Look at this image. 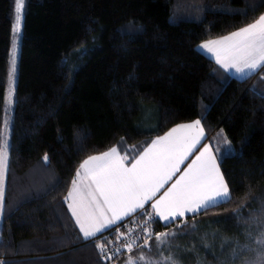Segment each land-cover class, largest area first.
I'll return each instance as SVG.
<instances>
[{
  "label": "trees",
  "instance_id": "16d2710c",
  "mask_svg": "<svg viewBox=\"0 0 264 264\" xmlns=\"http://www.w3.org/2000/svg\"><path fill=\"white\" fill-rule=\"evenodd\" d=\"M15 7L0 0V143ZM262 14L264 0H24L4 264H145L142 255L158 264H264V68L237 78L196 48ZM193 120L230 202L166 225L151 215L149 236L102 260L97 244L109 245L149 211L83 239L65 200L83 160L116 147L128 164L152 137ZM170 231L171 243L157 249L156 235Z\"/></svg>",
  "mask_w": 264,
  "mask_h": 264
},
{
  "label": "snow or ice",
  "instance_id": "6c2138e0",
  "mask_svg": "<svg viewBox=\"0 0 264 264\" xmlns=\"http://www.w3.org/2000/svg\"><path fill=\"white\" fill-rule=\"evenodd\" d=\"M15 2L17 18L14 32H19L24 0ZM200 47L215 52L217 61L226 69L235 68L244 72L245 69L252 71L264 68V15L239 31L205 42ZM12 52L10 75L14 83L15 43ZM181 132L190 134L178 135ZM202 136L201 122L196 120L191 124L178 126L166 136L158 138L131 167L125 166V157L119 156L115 147L100 156L86 159L77 171V178L72 182V190L65 197V200L71 201L68 207L83 238H94L106 227L137 209H143L145 203L152 200L172 178L178 165L187 158ZM7 149L5 142L0 148V212L3 210L4 181L8 172ZM42 159L47 162V154ZM82 179H88L89 183L82 186ZM82 187L87 189L86 194L81 190ZM230 200V192L216 158L211 149L205 146L180 178L151 206L159 216L169 221L170 218L183 216L186 211L196 212ZM235 214L239 215V209ZM168 235L170 233H160L156 239L165 243ZM261 235L264 236V233ZM258 243L264 245V239H260ZM97 247L103 252L106 246L98 243ZM125 247L131 249L132 245L129 243ZM166 259L171 264H176L172 257ZM0 264L4 262L0 261Z\"/></svg>",
  "mask_w": 264,
  "mask_h": 264
},
{
  "label": "rangeland",
  "instance_id": "374dc122",
  "mask_svg": "<svg viewBox=\"0 0 264 264\" xmlns=\"http://www.w3.org/2000/svg\"><path fill=\"white\" fill-rule=\"evenodd\" d=\"M15 11H16V7H15ZM16 18H17V12H16V17H15V21L12 24V31H11V38H10V47H9V55H8V69H7V82H6V89H5V95H4V103H3V112H2V120H1V143H0V148H2L4 146V143L9 142V134H10V123H11V115H12V106H13V96H14V85H15V80H16V71H17V58H18V51H19V41H20V32H14V26L16 25ZM220 39V38H219ZM212 40H218V39H212ZM212 40H206L203 42H200L196 48L202 52L203 54H205L206 56L210 57L212 60H214L215 62H217L220 66L223 67V65H221L217 59H216V54L215 52H211L208 51L207 49H203L202 47H200L202 44H204L205 42L208 41H212ZM15 43L16 45V54H15V58H16V71L14 74V83H13V79L10 75L11 73V66H12V56H13V44ZM224 68V67H223ZM225 71L234 77L237 78H243L245 77V75L249 74V70H246L244 72H239L237 71L235 68H224ZM254 71V70H252ZM251 74V73H250ZM147 115L143 118L145 121L151 120V116L149 113H146ZM149 128H152L151 126ZM216 150L219 154H223V148L222 145L220 143V141L215 140L214 142ZM7 153H8V149H7ZM5 184V181H4ZM1 216H2V212H0V222H1ZM147 217H150V219L152 220L153 217L151 216V214L147 215L145 217V219L143 221H141L138 224H131L130 227L128 228L127 231L121 233V234H125L127 232H130L133 228H135L136 226H138L141 223H145L146 220H148ZM131 218V217H130ZM151 220L148 221V231L145 234L140 235L138 239L142 238L143 236L146 237V235H148L151 231H150V226L149 223L151 222ZM170 233V235H168L165 239L166 242L165 243H160L156 237L154 239V244L157 247V249H160L162 247H167L170 243H171V236L174 235V232H168ZM118 234L116 237V240H114L113 242H110L109 245H105L106 247H110L111 245L115 244L118 240V237L121 235ZM149 236V235H148ZM157 236V235H156ZM136 240V242H137ZM135 242V243H136ZM132 243L131 245L135 244ZM119 251H121L122 249H127V247L123 246V247H119L118 248ZM119 251H114L111 255H104V259L101 257L102 260H107L109 258L112 257L113 254L119 252ZM100 254H102V251L99 249ZM162 252V251H161ZM101 256V255H100ZM107 257V258H105ZM145 264H158V261L160 259L159 258H150V256L146 257L145 255H142L139 257Z\"/></svg>",
  "mask_w": 264,
  "mask_h": 264
},
{
  "label": "crops",
  "instance_id": "0c3cea01",
  "mask_svg": "<svg viewBox=\"0 0 264 264\" xmlns=\"http://www.w3.org/2000/svg\"><path fill=\"white\" fill-rule=\"evenodd\" d=\"M262 15H264V14H262ZM253 23H254V22H253ZM245 27H246V26H245ZM243 28H244V27H243ZM239 30H240V29H239ZM239 30H237V31H239ZM237 31H234V32H237ZM232 33H233V32H232ZM230 34H231V33H230ZM230 34H228V35H230ZM228 35H225V36H228ZM225 36H223V37H225ZM220 38H222V37H220ZM217 39H219V38H217ZM207 57H208V56H207ZM209 58H210V57H209ZM216 63H217V62H216ZM217 64H218V63H217ZM218 65H219V64H218ZM219 66H220V65H219ZM220 67H221L222 69H224L222 66H220ZM258 69H259V68H258ZM258 69L249 72V74H250V73H254V72H256ZM224 70H225V69H224ZM246 70H247V69H245V71H246ZM227 72H228V71H227ZM249 74H247V75H249ZM247 75H245V77H246ZM194 121H196V120L188 121V122H182V123L175 124V125H173L172 127H170L169 129H167L165 132H163L162 134L152 137V138L148 141V143L146 144V146L143 148V150H142V151H141V152H140V153H139V154H138V155H137V156H136V157H135L130 163L127 164V163H125V161H124L125 166H126V167H131V165L135 162V160L139 159V157L144 153V151H145L146 149H148L149 147H151L152 144H153V142L156 141L158 138L166 136V134H168L169 132H171L172 129H174V128H178V126L191 124V123L194 122ZM201 127H202V125H201ZM202 129H203V127H202ZM185 134H190V133H185V132L178 133V135H185ZM204 140H205V132H204V129H203V136L200 138L199 143H197V144L195 145V148L191 151V153L187 156V158L184 159L183 162L180 163V164L178 165V170L175 172V174L172 176V178H171V179H170V180L164 185V187L160 189V191L156 194V196L153 197L152 200H150V201H148L147 203H145V206H144L143 209H137L134 213H131L129 216L124 217L123 219L117 221L115 224L106 227L102 232H104V231H106V230H108V229L113 228L114 226H116V225L119 224L120 222H123L124 220H129L130 217L134 216V215L137 214V213L143 212V211H145L146 209L149 211V214H151L155 219H157V220H158L161 224H163V225L169 224V223L173 222L174 220H176V219H178V218H182V217H184V216H186V215H190V214H195V213H197V212L203 210L204 208H202V209H200V210H198V211H196V212L186 211V212L184 213L183 216H176L175 218H170L169 221H165L161 216H159V215L157 214L156 210H155L151 205L154 204V203H155V200H156V199H159L160 196H161L165 191H167V189L170 188L171 185H172L173 183H175V182L180 178V176L185 172V170L187 169V167H188V166H189V165H190V164L196 159V157H197L198 155H200V153L203 151V148H204L205 146H207V147H209V148L211 149L212 154H213V155L215 156V158H216V155H215V153H214L212 147L210 146L209 143H206ZM112 148H114V147H112ZM112 148H110V149H112ZM115 148H116V147H115ZM110 149H109V150H110ZM116 149H117V148H116ZM109 150H107V151H105V152H108ZM105 152H102V153H99V154H94V155H91V156H100V155H102V154L105 153ZM117 152H118L119 156L122 157V155H121V153L119 152L118 149H117ZM89 157H90V156H89ZM89 157H87L86 159H88ZM86 159H84L83 162H84ZM83 162H82V163H83ZM216 163H217V165H218L217 158H216ZM218 167H219V166H218ZM219 170H220V169H219ZM81 175L83 176V172H82V170H81ZM76 178H77V177H75V179H76ZM88 183H89V180H88V179H82V180H81V185H82V186H83V185H87ZM71 190H72V185H71V187H70L69 192H70ZM81 190L86 194V192H87V189H86V188H83V187H82ZM69 192H68V193H69ZM67 196H68V195H67ZM70 202H71L70 200H66V205H67L68 211H69V213H70V215H71V217H72V219H73V221H74V223H75V225H76V227H77V229H78V231H79L81 237L83 238V236H82V234H81V231H80V229H79V227H78V225H77V223H76L75 217L72 215L71 209L68 207V204H69ZM219 203H222V202H219ZM219 203H218V204H219ZM216 205H217V204H216ZM102 232L97 233L96 236H98V235L101 234ZM94 238H95V237H94ZM83 239H85V238H83ZM91 239H93V238H89V239H85V240H91ZM0 261H3V260L0 258Z\"/></svg>",
  "mask_w": 264,
  "mask_h": 264
},
{
  "label": "built area",
  "instance_id": "2783aa9c",
  "mask_svg": "<svg viewBox=\"0 0 264 264\" xmlns=\"http://www.w3.org/2000/svg\"><path fill=\"white\" fill-rule=\"evenodd\" d=\"M147 218L148 220H146L145 223H141L133 228L130 232L120 235L115 244L111 245L110 247H105L104 251L101 254V257L103 258L104 255H111L119 247H123L129 243H135L140 235L145 234L148 231V221L151 219L150 217Z\"/></svg>",
  "mask_w": 264,
  "mask_h": 264
}]
</instances>
